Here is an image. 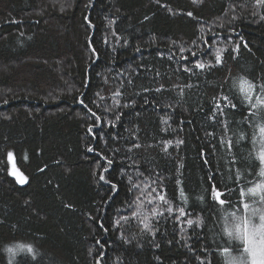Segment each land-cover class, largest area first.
Returning <instances> with one entry per match:
<instances>
[{
	"label": "trees",
	"instance_id": "obj_1",
	"mask_svg": "<svg viewBox=\"0 0 264 264\" xmlns=\"http://www.w3.org/2000/svg\"><path fill=\"white\" fill-rule=\"evenodd\" d=\"M261 86L264 0H0V248H32L0 264H226L264 183Z\"/></svg>",
	"mask_w": 264,
	"mask_h": 264
},
{
	"label": "snow or ice",
	"instance_id": "obj_2",
	"mask_svg": "<svg viewBox=\"0 0 264 264\" xmlns=\"http://www.w3.org/2000/svg\"><path fill=\"white\" fill-rule=\"evenodd\" d=\"M188 15L191 16L192 13H188ZM238 47L239 46L237 45V48ZM137 51H140V49L137 48ZM180 51H184V49L181 48ZM93 52H95V49H93ZM220 52H221V50H217V55L215 57L217 63H220L221 60H222V56H221ZM192 55H193V57H196V53L195 52H193ZM196 67L199 68V69H204L206 67V65L204 63L199 62V60H197L196 61ZM157 75H159V73H157ZM238 83H239L240 90L243 93V99H244V101L247 102V103H249V104H251L252 103L251 92H252V90H253V88L255 86L252 85L250 82L246 81L242 77L240 78V80H239ZM245 85H247V88H245ZM234 86H235V84H234ZM161 88H163V85H161L160 88H157L156 91L159 92L161 90ZM145 91H149V89H145ZM261 91H264V86H261ZM118 96H120L119 90H117L116 93H114V99H115V97H118ZM224 99L227 100L228 98L227 97H224ZM257 99H258V103H264V100H260L259 97ZM79 103L84 104V99L81 98L79 100ZM115 104H116V106H119V100L118 99H115ZM129 106L130 105H128V104H125L124 105V107H129ZM252 106L253 107H256L257 105H252ZM85 107H87V105H85ZM217 107H219V105H217ZM232 107L234 108L235 105H232ZM88 111L89 112H92V109L89 108ZM92 115L95 116L97 122L100 121V117L97 116L96 113L93 112ZM119 118H120L119 115H117L116 116V120H119ZM213 118H215V117H213ZM107 123L111 125V124H114V121H108ZM165 123H166V121H165ZM88 131L91 132L92 131V128L89 127ZM259 135L261 137V139L259 141L261 151L258 153V158L261 160L262 163H264V127H260ZM241 139H243L242 136H241ZM223 142L224 141H222V143ZM170 143H171L170 141L169 142H165V144H164V151L165 152L167 151V146ZM178 143H182V141H179ZM227 146H228L229 149L231 148V141H228L227 142ZM139 147H140V145L138 143H134L133 144V148H139ZM89 150L91 151V149H89ZM6 155H7V160H8V164H9V172H8V174L10 176L14 177L15 180H16V182L18 184H20V185H23V184L27 183L28 178L26 176H24L22 173H20L19 170L16 168V165H15V162H14V154L11 151H9V152H7ZM26 158L27 157L25 156V159ZM111 163H112V160H108V164L110 165ZM205 163H206V161H205ZM181 167H182V165H181ZM41 171H43V169H41ZM105 171H107V169H105ZM237 175H239V174H237ZM260 176L262 178H264V167H262L261 170H260ZM100 179L103 180L104 179V176L101 175L100 176ZM178 183H179V181H178ZM134 187L139 188L140 186L139 185H134ZM113 188L115 189V186H113ZM145 188H147V185H145ZM257 190L258 189L250 188L249 189V192L251 193V192H255ZM259 190L264 191V189H259ZM156 191H157L156 188H152V192H156ZM241 194L243 195V191L241 192ZM222 195H223V193H221L220 191H218L217 189H215V187L213 188V198L216 199L217 202L219 204H221V205H223V203H224V201L222 199H220V197ZM148 196L151 197V192L148 193ZM157 198H158L159 201H164L165 200V197L163 195H161L159 192H157ZM262 198H264V197H262ZM137 200H140V197H137ZM147 202L149 204H151L152 203V199H148ZM142 204H143V202H141V205H140V207L137 208L136 212H133V216H136L138 213H140L141 215H143V220L141 222L143 223V226H144L145 229H149L150 230L149 223L147 222L148 221V217H147V215H145V214H143L141 212ZM65 207H71V206L70 205H65ZM243 207L245 208V210H247L248 205L245 203L243 205ZM168 211H169V213L172 212L171 207H169ZM179 212H180V215H183L184 214V209L183 208L179 209ZM152 214L153 215H156L155 208H153ZM126 219H127L126 217H121V219H118L116 221V224L119 225L121 223V220H126ZM261 220H264V217H261ZM188 223H189V225H191L192 224V221L189 220ZM225 234L230 239L233 236L232 228L228 227L227 218H225ZM235 235H236V238L239 239L243 243V245H244V252L247 253L249 255L250 259H251V252L249 251V244L250 243H254L255 237H254V235H252L249 232L248 225H247V222L246 221L244 223V230H243V232L241 231L240 226L238 224L236 225V233H235ZM18 247L21 250H24L26 248V250H27L28 253H32V248H31L30 245H28V246L19 245ZM16 251H17V248L16 249H14V248H9L8 249V252L11 253V254H13V255L15 254ZM225 252H227V249H222V254L225 253ZM33 255H35V254H33ZM226 264H233V261L231 259H227Z\"/></svg>",
	"mask_w": 264,
	"mask_h": 264
},
{
	"label": "rangeland",
	"instance_id": "obj_3",
	"mask_svg": "<svg viewBox=\"0 0 264 264\" xmlns=\"http://www.w3.org/2000/svg\"><path fill=\"white\" fill-rule=\"evenodd\" d=\"M252 92H254V89ZM254 189L258 190L251 193L248 190L243 193V204L246 203L248 208L245 210V213L243 211L242 221L239 223L240 228L244 226L245 221L251 225H258L262 221L261 217H264V198H262L264 197V191L259 190L264 189V183ZM254 237V242H257L261 239L259 235H254ZM226 253H229L226 255L227 259H231L233 264H251V259L249 255L244 252V248L243 252L239 254H232L230 251H227ZM261 256H264V252H261Z\"/></svg>",
	"mask_w": 264,
	"mask_h": 264
},
{
	"label": "clouds",
	"instance_id": "obj_4",
	"mask_svg": "<svg viewBox=\"0 0 264 264\" xmlns=\"http://www.w3.org/2000/svg\"><path fill=\"white\" fill-rule=\"evenodd\" d=\"M249 232L252 235H259L261 239L257 242L250 243L249 244V251L251 252V264H264V256H261V252H264V220L261 221L258 225H251L247 223ZM244 226L241 228V231L243 232ZM11 245H5L3 248H0V252H3L7 254L8 248ZM27 250L26 248L24 250H21L17 246L16 251V258L18 259L22 255H26ZM33 254H35L33 252ZM12 264H16L15 260H13Z\"/></svg>",
	"mask_w": 264,
	"mask_h": 264
},
{
	"label": "water",
	"instance_id": "obj_5",
	"mask_svg": "<svg viewBox=\"0 0 264 264\" xmlns=\"http://www.w3.org/2000/svg\"><path fill=\"white\" fill-rule=\"evenodd\" d=\"M14 162H15V165H16V160L14 159ZM16 168L19 170V172L20 173H22V171L19 169V167H17V165H16ZM23 174V173H22ZM24 175V174H23ZM25 176V175H24ZM14 178V177H13ZM27 183H25V184H23V185H21V186H25ZM20 185V184H19Z\"/></svg>",
	"mask_w": 264,
	"mask_h": 264
}]
</instances>
